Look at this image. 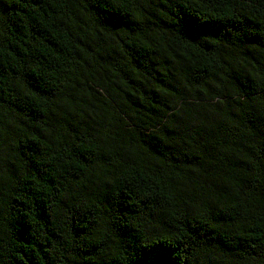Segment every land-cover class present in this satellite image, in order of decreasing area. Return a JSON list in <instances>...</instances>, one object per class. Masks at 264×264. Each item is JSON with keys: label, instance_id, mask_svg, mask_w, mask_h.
<instances>
[{"label": "clouds", "instance_id": "9594fccd", "mask_svg": "<svg viewBox=\"0 0 264 264\" xmlns=\"http://www.w3.org/2000/svg\"><path fill=\"white\" fill-rule=\"evenodd\" d=\"M0 264H264V0H0Z\"/></svg>", "mask_w": 264, "mask_h": 264}]
</instances>
